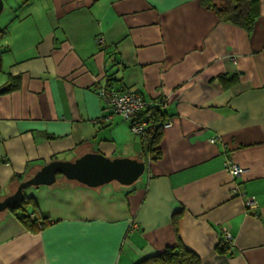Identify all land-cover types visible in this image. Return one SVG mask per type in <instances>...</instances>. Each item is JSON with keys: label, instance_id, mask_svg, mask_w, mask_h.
Segmentation results:
<instances>
[{"label": "crops", "instance_id": "1", "mask_svg": "<svg viewBox=\"0 0 264 264\" xmlns=\"http://www.w3.org/2000/svg\"><path fill=\"white\" fill-rule=\"evenodd\" d=\"M10 8L0 36V200L20 176L87 152L142 159L147 169L130 186L62 178L28 188L31 217L48 223L34 231L0 212V264H136L179 242L200 264H264V0L251 33L200 0ZM9 76L16 87L6 91ZM109 84L153 104L167 97L172 125L158 156L147 160L130 123L104 109L98 89ZM229 159L242 175L227 171ZM224 228L233 243L221 252Z\"/></svg>", "mask_w": 264, "mask_h": 264}, {"label": "trees", "instance_id": "2", "mask_svg": "<svg viewBox=\"0 0 264 264\" xmlns=\"http://www.w3.org/2000/svg\"><path fill=\"white\" fill-rule=\"evenodd\" d=\"M26 0H22L24 4ZM201 4L209 10L214 11L217 16L223 22L231 23L239 26L251 33L256 25V22L260 15V0H200ZM4 29L0 28V36L4 33ZM2 67V53L0 51V70ZM16 76H9V82L6 85L7 90L10 91L15 85ZM112 86V84H109ZM125 90V89H117ZM162 98V97H161ZM159 98L154 104L151 103L141 115L148 117V139L143 140L145 144L144 155L148 159H152L159 155L158 143L162 137L164 131V124L169 121L167 119L166 108L162 107ZM145 158V159H146ZM19 177V176H18ZM59 178H64L61 174ZM21 182L22 176L18 178ZM31 200L27 196L25 199L17 205L11 207L8 211L13 213L19 220H21L30 230H38L48 223L45 218L39 216L31 217L30 212L36 209L29 207L31 206ZM178 217L174 219L175 231L178 230ZM217 248L219 251L226 252L228 249L227 245H224L219 241ZM200 257L192 250L187 248L182 242H179L176 246H168L163 252L156 255L147 257L137 262L136 264H200Z\"/></svg>", "mask_w": 264, "mask_h": 264}, {"label": "water", "instance_id": "3", "mask_svg": "<svg viewBox=\"0 0 264 264\" xmlns=\"http://www.w3.org/2000/svg\"><path fill=\"white\" fill-rule=\"evenodd\" d=\"M4 10V0H0V15ZM4 91L5 87L0 88V94ZM146 169L145 160L130 157L111 158L100 152H87L74 160H52L32 176L22 180L13 193L1 199L0 212L22 202L28 188L55 184L59 174L89 187H98L114 181L130 186L143 176Z\"/></svg>", "mask_w": 264, "mask_h": 264}, {"label": "built area", "instance_id": "4", "mask_svg": "<svg viewBox=\"0 0 264 264\" xmlns=\"http://www.w3.org/2000/svg\"><path fill=\"white\" fill-rule=\"evenodd\" d=\"M99 42H103V39L100 38ZM234 61L237 58H233ZM99 96L103 99L105 104V110L108 112L109 116L119 115L130 123L131 131L143 138L144 140L148 139V127L149 119L144 117L141 113L151 105V102L145 99L143 94L134 90H117L111 86H100L98 89ZM167 97H162L160 103L162 107L167 106ZM172 125L171 121H167L164 124V128H168ZM212 143L220 141L219 136H215L210 140ZM227 171L233 176L237 177L243 174L244 168L238 163L234 162L232 159L227 160L226 162ZM236 191V190H235ZM246 204L249 207H256V200L254 198L248 197L246 199ZM220 241L227 245L228 248L232 246L233 235L227 229L224 228L221 234Z\"/></svg>", "mask_w": 264, "mask_h": 264}, {"label": "rangeland", "instance_id": "5", "mask_svg": "<svg viewBox=\"0 0 264 264\" xmlns=\"http://www.w3.org/2000/svg\"><path fill=\"white\" fill-rule=\"evenodd\" d=\"M18 2H21V0H4L5 10L0 15V28H3L9 19L10 11L12 10L10 7L15 6L16 4H18ZM59 179H62V178H59Z\"/></svg>", "mask_w": 264, "mask_h": 264}]
</instances>
